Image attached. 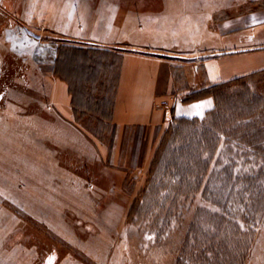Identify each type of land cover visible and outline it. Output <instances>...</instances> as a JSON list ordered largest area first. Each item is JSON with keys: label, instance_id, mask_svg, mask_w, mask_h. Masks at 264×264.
Returning <instances> with one entry per match:
<instances>
[{"label": "rangeland", "instance_id": "rangeland-1", "mask_svg": "<svg viewBox=\"0 0 264 264\" xmlns=\"http://www.w3.org/2000/svg\"><path fill=\"white\" fill-rule=\"evenodd\" d=\"M215 1L225 6L216 20L264 6ZM119 4L180 12L176 0H0V264H264V155L225 143L190 193L175 199L166 188L165 199L154 188L142 197L166 129L118 136L113 120L54 100L63 98L59 80L84 92L93 83L79 54L60 64L64 46L109 51L92 85L96 104L116 91L115 50L143 38L207 42L205 33H149L140 16L111 32L117 8L126 10ZM254 82L264 94V75Z\"/></svg>", "mask_w": 264, "mask_h": 264}, {"label": "crops", "instance_id": "crops-1", "mask_svg": "<svg viewBox=\"0 0 264 264\" xmlns=\"http://www.w3.org/2000/svg\"><path fill=\"white\" fill-rule=\"evenodd\" d=\"M176 1L180 2L177 9L180 12L169 13L162 6L160 9L165 11L161 17L152 14L154 11L147 13L143 7L126 9L119 4L126 9L121 11L116 7L121 14L117 12L115 17L122 20L114 24L111 32H127L131 19L140 16L151 24L149 33L165 34V38H173V34L205 33L207 39L206 43L186 46L179 41L176 46L160 38L154 41L143 38L144 41L115 50L121 58L113 112L118 136L132 128L162 133L174 117H204L214 108V97L207 95L185 102L187 92L264 69V6L255 5L216 20L218 12L225 8L219 1L217 4L215 0ZM202 45L206 49L199 52ZM59 82L64 85V93H59L63 98L55 95L54 100L70 108L69 86L64 80Z\"/></svg>", "mask_w": 264, "mask_h": 264}, {"label": "trees", "instance_id": "trees-1", "mask_svg": "<svg viewBox=\"0 0 264 264\" xmlns=\"http://www.w3.org/2000/svg\"><path fill=\"white\" fill-rule=\"evenodd\" d=\"M63 49L62 56L66 60L60 64H63V67L71 66V58L73 60L75 57H81L78 59V68L83 71V75L85 73V78L88 76L89 81L94 84L99 75L106 73L107 62L112 61L105 60L109 55L107 50H94L95 53H90L91 50L71 46H64ZM77 54L79 55L76 56ZM119 75L118 72V78ZM262 75L264 69L201 86L184 95L185 102L212 95L215 106L204 117L173 118L163 135L142 197L148 196L154 188L162 189L161 196L165 199L171 197L164 193L166 188L172 192L175 199L181 194L190 193L193 186L204 182L216 153L225 143L230 149H234L236 145L245 148L249 154L264 155V94L253 86L254 80ZM74 81L70 79L69 90L72 103L78 111L82 115L93 112L104 121L113 120L116 91L112 96H103L95 104L93 83L88 85L84 92L81 90L82 86L77 87ZM108 107L110 110L107 111ZM228 259L229 257L227 262ZM230 263H233V260Z\"/></svg>", "mask_w": 264, "mask_h": 264}]
</instances>
